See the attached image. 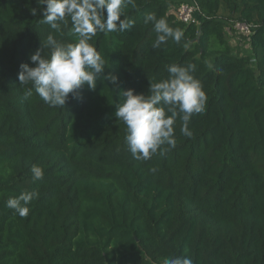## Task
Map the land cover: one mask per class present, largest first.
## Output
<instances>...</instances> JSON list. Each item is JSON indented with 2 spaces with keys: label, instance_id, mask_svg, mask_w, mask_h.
<instances>
[{
  "label": "trees",
  "instance_id": "1",
  "mask_svg": "<svg viewBox=\"0 0 264 264\" xmlns=\"http://www.w3.org/2000/svg\"><path fill=\"white\" fill-rule=\"evenodd\" d=\"M195 1L199 22L186 24L171 8L179 0H134L124 8L130 29L91 41L118 86L98 79L49 107L19 83V65L33 66L50 32L77 38L70 24L56 32L32 16L36 0H0V264H161L176 255L264 264V0ZM147 13L182 29L181 43L153 48ZM231 20L254 25L244 54L227 38ZM190 63L207 96L188 122L192 136L177 117L175 148L135 159L114 116L119 92L147 94L169 65ZM24 191L38 196L20 217L6 201Z\"/></svg>",
  "mask_w": 264,
  "mask_h": 264
},
{
  "label": "clouds",
  "instance_id": "2",
  "mask_svg": "<svg viewBox=\"0 0 264 264\" xmlns=\"http://www.w3.org/2000/svg\"><path fill=\"white\" fill-rule=\"evenodd\" d=\"M37 8L31 9L32 16H42L41 23L56 32L70 24L71 34L77 39L62 42L50 32L39 48L29 57V63H21L17 73L20 84L31 85L38 97L49 107H64L69 97L77 98V91L83 86L94 90L96 81L103 79L118 86V77L105 73V60L91 43L101 33L124 32L135 21L125 17L124 8L135 7L134 0H36ZM144 23H152L156 38L153 48H159L168 40L180 44L184 39L182 29L173 28L165 17L147 13ZM188 47L187 42L183 45ZM44 49L48 55H42ZM195 64L182 66L171 64L168 77L149 83L147 94L136 93L134 89L121 90V101L115 105L114 116L125 127L124 142L135 159L148 160L163 145L175 148V124L177 117L182 121L181 133L191 137L188 122L193 114L204 112L206 93L198 79L192 74ZM163 154V153H161ZM33 180L43 178L44 170L33 165L30 169ZM35 192L24 191L10 197L6 207L20 217L29 214L28 205L37 197ZM161 264H194L189 256L176 255L162 259Z\"/></svg>",
  "mask_w": 264,
  "mask_h": 264
},
{
  "label": "built area",
  "instance_id": "3",
  "mask_svg": "<svg viewBox=\"0 0 264 264\" xmlns=\"http://www.w3.org/2000/svg\"><path fill=\"white\" fill-rule=\"evenodd\" d=\"M199 12L200 7L195 0H179V2L174 5V14L176 20L186 24L198 23ZM230 29L235 34L249 37L253 32L254 25L247 21L231 20Z\"/></svg>",
  "mask_w": 264,
  "mask_h": 264
},
{
  "label": "rangeland",
  "instance_id": "4",
  "mask_svg": "<svg viewBox=\"0 0 264 264\" xmlns=\"http://www.w3.org/2000/svg\"><path fill=\"white\" fill-rule=\"evenodd\" d=\"M173 4L175 5L176 3L173 2ZM174 5H172L171 8H173ZM225 30L227 33L228 40H230L231 43L233 44L234 53L244 54V53L248 52V50H249V39H248V37L233 33V31H231V29H230V25L226 26Z\"/></svg>",
  "mask_w": 264,
  "mask_h": 264
},
{
  "label": "crops",
  "instance_id": "5",
  "mask_svg": "<svg viewBox=\"0 0 264 264\" xmlns=\"http://www.w3.org/2000/svg\"><path fill=\"white\" fill-rule=\"evenodd\" d=\"M230 43H231V41H230ZM232 44V43H231ZM233 45V44H232Z\"/></svg>",
  "mask_w": 264,
  "mask_h": 264
}]
</instances>
